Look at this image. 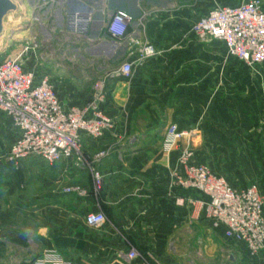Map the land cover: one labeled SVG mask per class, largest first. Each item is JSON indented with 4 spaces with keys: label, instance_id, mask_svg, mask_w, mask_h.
<instances>
[{
    "label": "crops",
    "instance_id": "1",
    "mask_svg": "<svg viewBox=\"0 0 264 264\" xmlns=\"http://www.w3.org/2000/svg\"><path fill=\"white\" fill-rule=\"evenodd\" d=\"M11 2L16 9L3 20L0 50L10 34L19 46L58 41L84 47L82 60L109 79L105 111L114 127L99 138L82 136L83 153L107 152L91 170L75 167L71 159L54 165L35 158L25 162L48 166L62 187L78 186L83 196L61 191L43 201H20L14 186H0V264H31L45 250L58 251L72 264H171L173 244L193 238L198 227L220 232L264 264L243 244L227 239L224 228L206 219L202 209L176 204L177 198L199 199L175 184L184 172L179 151L187 145L194 153L192 163L205 162L224 179L256 172L255 161L264 157V69L246 67L228 54L223 42L200 41L191 33L211 0H195L193 11L183 10L180 0ZM116 13L129 18L119 40L107 33ZM142 45L152 46L155 54L141 58ZM123 63L131 66L129 78L119 73ZM169 125L185 136L174 150L164 152L161 144ZM17 132L11 123L12 143ZM94 173L101 176L99 190ZM44 185L53 186L52 178ZM95 213L105 223L90 228L85 217ZM130 250L137 257L127 261Z\"/></svg>",
    "mask_w": 264,
    "mask_h": 264
},
{
    "label": "built area",
    "instance_id": "2",
    "mask_svg": "<svg viewBox=\"0 0 264 264\" xmlns=\"http://www.w3.org/2000/svg\"><path fill=\"white\" fill-rule=\"evenodd\" d=\"M232 3L211 0V7L199 15L191 27V33L200 41L215 40L226 45L228 54L249 67L264 64V0H232ZM129 27L126 14L116 13L107 25L108 35L122 39ZM141 58L152 57V46H140ZM119 73L129 78L131 66L123 63ZM64 110L46 79H36L33 73L22 68L18 58L0 63V113L8 116L18 138L12 143L9 160L18 165L31 158L54 165L64 159H75L78 168L85 166L80 149V138H98L105 123L92 108ZM185 136L175 125L167 127L161 148L164 152L174 150L178 140ZM194 153L189 148L180 149L178 163L184 175L175 184L183 190L193 191L199 199L177 198L176 204L184 202L204 211L206 219L224 228V235L243 244L252 255L264 260L263 201L255 185L243 190L232 189L222 177L214 176L201 165L190 163ZM95 187L101 176L93 174ZM78 191V189H76ZM98 190V188H97ZM79 192V191H78ZM105 223L100 213L88 214L85 224L98 228ZM137 257L128 252L126 259ZM31 264H72L56 250H45Z\"/></svg>",
    "mask_w": 264,
    "mask_h": 264
},
{
    "label": "rangeland",
    "instance_id": "3",
    "mask_svg": "<svg viewBox=\"0 0 264 264\" xmlns=\"http://www.w3.org/2000/svg\"><path fill=\"white\" fill-rule=\"evenodd\" d=\"M46 1L44 0V2ZM194 2L195 0H180V5L183 10L186 9L185 7L192 10ZM196 14L199 13L197 12ZM194 20L195 18L192 21ZM12 23L11 20L8 23L9 30L7 34L11 31ZM5 37L1 43L0 63L14 60L19 57L17 56L20 54L19 52H22L23 60H18L22 68L24 66V71L33 73L36 79H46L64 110L73 108L87 109L88 114L91 116L92 108H95L94 110L98 114L99 119L105 123L100 136L114 127L113 119L105 111V106L110 98L109 79L98 76L99 72L95 69V66L82 60L81 57L85 56L84 47L79 45H61L58 41L48 46H37L32 45V43L19 46L15 45L11 34L9 35L11 37L8 38L9 40L7 39L8 36ZM249 68L264 69V64ZM10 121L8 116L0 113V186H4L5 189L14 186L19 194L20 201H30L35 197L36 201H43L45 196L49 194L56 196L61 191L67 194L83 196L84 192L78 186L62 187L56 176L57 174L55 175L54 171L48 166L30 167L26 165V161L14 165L9 160V152L12 145L10 141V126L12 122ZM81 138L80 151L85 158V166L82 168L91 170L96 161L104 158L107 152H101L99 155L83 153ZM185 148H189V146L187 145ZM71 160L74 163L75 159ZM192 160L193 156L190 160L193 166H205L211 173L205 162L196 164L192 163ZM255 162L257 167L254 173L246 171L235 175H224L226 180L222 178L234 190H243L249 185H255L262 201H264V157L257 159ZM74 166L77 167L75 164ZM180 167L184 171L181 165ZM51 178L53 186L44 185V181ZM97 188L99 190L100 185ZM219 233L198 227L193 238H180L173 244L171 264H259L258 258L255 259L249 256L238 245L221 238ZM252 256L256 255L252 254Z\"/></svg>",
    "mask_w": 264,
    "mask_h": 264
},
{
    "label": "water",
    "instance_id": "4",
    "mask_svg": "<svg viewBox=\"0 0 264 264\" xmlns=\"http://www.w3.org/2000/svg\"><path fill=\"white\" fill-rule=\"evenodd\" d=\"M16 9L15 5L12 4L11 0H0V36L3 30V20L11 12ZM1 38V37H0Z\"/></svg>",
    "mask_w": 264,
    "mask_h": 264
}]
</instances>
